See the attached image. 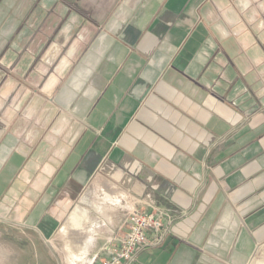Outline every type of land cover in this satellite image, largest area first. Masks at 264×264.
<instances>
[{"label": "crops", "instance_id": "0c3cea01", "mask_svg": "<svg viewBox=\"0 0 264 264\" xmlns=\"http://www.w3.org/2000/svg\"><path fill=\"white\" fill-rule=\"evenodd\" d=\"M151 202L139 264L264 248V0H0V262L100 264Z\"/></svg>", "mask_w": 264, "mask_h": 264}, {"label": "built area", "instance_id": "2783aa9c", "mask_svg": "<svg viewBox=\"0 0 264 264\" xmlns=\"http://www.w3.org/2000/svg\"><path fill=\"white\" fill-rule=\"evenodd\" d=\"M176 220L170 211L153 202L131 211L126 220L128 232L110 238L99 256L100 264H139L142 252L165 242ZM97 259L98 256L93 258L92 264Z\"/></svg>", "mask_w": 264, "mask_h": 264}, {"label": "rangeland", "instance_id": "374dc122", "mask_svg": "<svg viewBox=\"0 0 264 264\" xmlns=\"http://www.w3.org/2000/svg\"><path fill=\"white\" fill-rule=\"evenodd\" d=\"M109 4H112V0H109ZM98 197L95 198V206L99 205L97 203H99L100 201L97 200ZM96 211V210H95ZM5 224L2 220H0V230L5 228ZM82 232H80L79 230H77L76 234H81ZM0 240H2V237H0ZM33 242L36 243V240L33 239ZM34 243H30L29 244H34ZM66 243L63 246H60V248H58V250L55 251L54 253V257L57 258L60 262V264H71V262L75 261V260H79L76 258L75 255L78 256V254L76 253H71V246L68 244V242H64ZM48 244V243H47ZM72 245V243H70ZM49 247V244H48ZM77 249L76 247H72V249L74 250ZM0 264H2L0 262ZM249 264H264V248L258 250L255 255L252 258V261Z\"/></svg>", "mask_w": 264, "mask_h": 264}, {"label": "clouds", "instance_id": "9594fccd", "mask_svg": "<svg viewBox=\"0 0 264 264\" xmlns=\"http://www.w3.org/2000/svg\"><path fill=\"white\" fill-rule=\"evenodd\" d=\"M138 162H133L130 164H125V167L130 172H135L138 168ZM125 176V172L121 169H117L116 172L112 174V180L119 184L120 181L123 180ZM125 194L123 192H120L116 190V185H113V191L109 194L106 193L103 189H100V195L98 196V199L100 201V205L103 204H119L120 200L123 199Z\"/></svg>", "mask_w": 264, "mask_h": 264}]
</instances>
